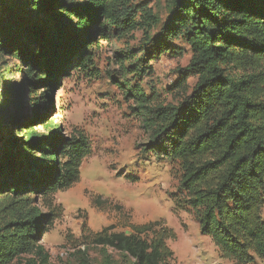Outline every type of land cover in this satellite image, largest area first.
<instances>
[{
    "label": "trees",
    "instance_id": "16d2710c",
    "mask_svg": "<svg viewBox=\"0 0 264 264\" xmlns=\"http://www.w3.org/2000/svg\"><path fill=\"white\" fill-rule=\"evenodd\" d=\"M170 14L171 28L152 37V10L132 0H0V58L21 63L16 92L30 95L23 113L5 114L9 105L1 103V122L13 135H0V264H51L42 241L63 218L56 194L80 181L93 149L85 130L66 134L55 122L51 93L74 70L99 77L101 41L139 28L140 48L116 50L117 70L107 73L148 134L140 152L175 162L176 209L194 216L222 258L264 264V0H171ZM170 37L189 45L188 69L198 76L177 104L128 78L164 54H181ZM91 202L110 204L100 195ZM120 223L128 230L95 231L84 222L80 237L68 236L78 264H91L90 245L102 248L107 264L110 250L129 264L173 259L167 242L177 234L164 220Z\"/></svg>",
    "mask_w": 264,
    "mask_h": 264
},
{
    "label": "rangeland",
    "instance_id": "374dc122",
    "mask_svg": "<svg viewBox=\"0 0 264 264\" xmlns=\"http://www.w3.org/2000/svg\"><path fill=\"white\" fill-rule=\"evenodd\" d=\"M132 3H144L152 10L157 20L150 30L152 37L171 28V0H132ZM143 37L144 30L139 28L123 39L101 41L103 45L95 49L99 77L74 70L51 93L53 102L47 109L55 122L62 124L66 134H71L75 127L85 130L93 148L82 164L80 181L56 194L64 207L63 218L44 234L42 241L51 264H78L77 251L67 237H80L84 222L95 231L111 224H117L118 230H128L120 227L122 220L135 223L164 220L173 228L177 237L167 242L174 252L169 264H233L221 257L210 237L201 233L193 215L176 209L173 195L179 192V182L175 162L140 152L139 145L147 141L148 134L141 119L133 113L132 103L124 99L108 76L109 70H117L112 62L114 52L126 47L138 50ZM170 40L182 50L181 54H164L152 60L145 72L128 78L132 83H140L147 94H159L165 104H177L192 91L198 76L188 69L193 56L189 45L181 37ZM22 70L17 60L0 58V111L1 103L9 105L5 114H17L20 110L23 113L28 107L27 90L23 97L16 92L23 78ZM3 133L13 135L0 119V135ZM98 195L109 200L106 209L92 206L91 200ZM87 252L91 264H107L101 247L90 245ZM109 253L113 264L130 262L112 250Z\"/></svg>",
    "mask_w": 264,
    "mask_h": 264
}]
</instances>
